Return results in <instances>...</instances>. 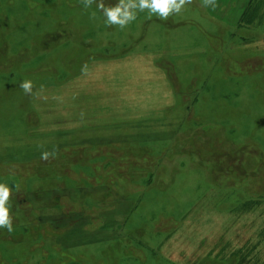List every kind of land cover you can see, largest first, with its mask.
<instances>
[{
	"label": "rangeland",
	"instance_id": "1",
	"mask_svg": "<svg viewBox=\"0 0 264 264\" xmlns=\"http://www.w3.org/2000/svg\"><path fill=\"white\" fill-rule=\"evenodd\" d=\"M225 1L0 0V264H264V0Z\"/></svg>",
	"mask_w": 264,
	"mask_h": 264
},
{
	"label": "clouds",
	"instance_id": "2",
	"mask_svg": "<svg viewBox=\"0 0 264 264\" xmlns=\"http://www.w3.org/2000/svg\"><path fill=\"white\" fill-rule=\"evenodd\" d=\"M85 8L91 7L94 3L98 9L106 17V24L108 26H119L121 30L126 28L131 22L136 20L138 12H144L147 10L149 15H157L162 20H167L172 14H179L185 5L191 4L193 0H118L115 6H106L104 0H82ZM203 7L211 6L213 9L218 7L217 0H203ZM95 14H93L94 18ZM82 74L88 73L87 64L82 66ZM19 87L25 94H33V83L31 80H24L20 83ZM43 92V86L35 94L36 98L46 99L41 93ZM83 117V113H81ZM43 147V146H41ZM57 151L53 149L50 151H42L41 159L49 160L55 158ZM17 190L19 185H16ZM12 195V189L4 184L0 183V228H6L8 232H12L13 224L12 217L10 215L9 200Z\"/></svg>",
	"mask_w": 264,
	"mask_h": 264
},
{
	"label": "crops",
	"instance_id": "3",
	"mask_svg": "<svg viewBox=\"0 0 264 264\" xmlns=\"http://www.w3.org/2000/svg\"><path fill=\"white\" fill-rule=\"evenodd\" d=\"M255 1L259 2V0H226L225 3L224 2H222V3H224L225 10H228L227 11V18H228V15L230 14V10L231 9L235 10L238 8H240V11H242V13H244L243 15L245 16V13H246V11L249 10L251 3L255 2ZM209 9H211V8H209ZM240 20H243V18L240 19V15H239V21ZM233 21L235 22V20H233Z\"/></svg>",
	"mask_w": 264,
	"mask_h": 264
},
{
	"label": "trees",
	"instance_id": "4",
	"mask_svg": "<svg viewBox=\"0 0 264 264\" xmlns=\"http://www.w3.org/2000/svg\"><path fill=\"white\" fill-rule=\"evenodd\" d=\"M243 14L244 13H242V11H240L239 9H235L231 12V15H228V18L231 17L233 20H235V22H240L241 20L239 21V15L241 19V18H244Z\"/></svg>",
	"mask_w": 264,
	"mask_h": 264
}]
</instances>
